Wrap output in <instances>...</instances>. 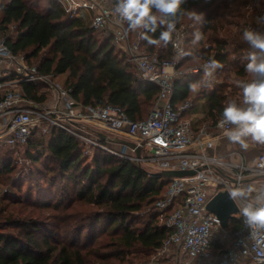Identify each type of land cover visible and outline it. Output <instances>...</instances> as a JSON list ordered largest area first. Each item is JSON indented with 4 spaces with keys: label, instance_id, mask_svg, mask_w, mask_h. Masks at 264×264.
Here are the masks:
<instances>
[{
    "label": "trees",
    "instance_id": "obj_1",
    "mask_svg": "<svg viewBox=\"0 0 264 264\" xmlns=\"http://www.w3.org/2000/svg\"><path fill=\"white\" fill-rule=\"evenodd\" d=\"M216 1L186 0L182 5L187 10L196 9L203 14V19L200 24L186 26L189 34L186 33L185 44L191 50L177 68L200 64L212 56L222 67L215 71L213 78L200 72L174 79L176 103L204 96L214 122L221 118L232 94L227 91V83L217 82L213 88L210 85L215 82L217 72L246 73L247 62L242 59L249 51V46L237 38L227 40L212 35L215 9H219ZM111 2L114 4V0ZM0 13V35L6 38L10 49L24 54L40 71L64 77L63 85L71 89L80 104L117 105L133 120L149 116L159 87L137 76L135 65L114 45L111 31L105 34L94 29L87 18L70 17L58 0H47L44 7L38 0H0ZM186 18V14L180 18L176 29L184 25ZM196 30L203 33V39L193 44L192 33ZM128 32L133 39L137 37L133 35L136 31ZM98 33L104 36L100 38ZM150 35L158 37L159 30ZM138 40L143 49L156 52L160 60L174 58L172 41L165 47L150 46L140 37ZM206 43L211 45L213 54L204 48ZM190 83L202 86L191 91ZM20 87L31 99L45 101L48 97L41 91L44 85L40 82H22ZM99 140L102 144L106 142L101 137ZM29 145L38 151L36 155L29 152L30 159L41 163L43 168L37 173L39 181L30 186L25 196L5 199L6 205L14 210L4 215L5 206L0 207V264H113L110 259L124 258L131 253H156L171 234L172 230L161 223V212L155 207L167 180L145 165L101 147L88 146L55 126L45 134L35 131L24 146ZM3 146L23 147L0 143V148ZM85 157L90 160L85 162ZM15 170L12 159L3 155L0 177L11 176ZM22 181L16 180L14 187L21 190ZM24 181H29L28 177ZM77 202L97 210L64 212L73 209ZM20 205L58 211L65 221L61 228H65L67 238H62L58 225L50 224L40 214L16 213L15 207ZM240 225V217L234 216L226 230L233 234ZM104 234L109 235V242L94 246ZM222 245L220 240L216 241V246Z\"/></svg>",
    "mask_w": 264,
    "mask_h": 264
},
{
    "label": "built area",
    "instance_id": "obj_2",
    "mask_svg": "<svg viewBox=\"0 0 264 264\" xmlns=\"http://www.w3.org/2000/svg\"><path fill=\"white\" fill-rule=\"evenodd\" d=\"M58 1L70 17L87 18L94 29L105 34L111 31L114 45L135 65L137 76L158 85L157 99L143 120L129 118L117 105L80 104L71 89L57 80L55 72L40 71L24 54L14 53L0 35V138L11 147L24 146L35 131L45 134L55 126L88 146L105 148L100 137L89 129L91 122L129 136L140 147V156L125 144L113 151L115 155L158 171H195L192 175L165 178L166 187L155 207L161 212V223L172 232L157 249L158 256L176 249L188 258L186 264H264V228H250L238 211L235 216L240 217L241 225L229 234L219 217L207 209L209 199L217 192L241 188L248 172L264 173V152L258 155L254 167L235 162L237 151L228 158L210 153L214 135L207 126L193 129L187 116L191 101L176 103L175 77L203 73V64L213 56L199 65L177 68L187 56L183 53L191 50L185 44V25L175 31L174 58L160 60L156 52L143 49L140 41L130 36L126 21L114 12L111 0ZM249 27L264 32L261 20L246 22L245 28ZM204 48L214 53L210 44ZM22 82H40L56 91V104L48 107L44 101L27 97L20 87ZM236 202L240 207L241 202ZM217 240L228 242L216 246Z\"/></svg>",
    "mask_w": 264,
    "mask_h": 264
},
{
    "label": "clouds",
    "instance_id": "obj_3",
    "mask_svg": "<svg viewBox=\"0 0 264 264\" xmlns=\"http://www.w3.org/2000/svg\"><path fill=\"white\" fill-rule=\"evenodd\" d=\"M185 3L186 0H114V12L127 22L129 31L142 30L140 38L148 45L167 47L181 17L186 14L197 23L203 19L202 13L184 9L182 5ZM258 19L264 22V16ZM158 30V37L150 35ZM192 37V43L196 44L203 39V33L196 30ZM242 37L249 46L244 59L247 61L245 72L250 79L237 82L242 100L226 103L217 127L224 130L223 134L230 143L247 149L249 138L255 143L264 144V32L249 27L243 30ZM202 67L204 76L211 78L222 65L210 58ZM201 86L200 83H190L189 89L197 91ZM227 193L232 201L241 202L239 213L250 228H264V188L236 187Z\"/></svg>",
    "mask_w": 264,
    "mask_h": 264
},
{
    "label": "rangeland",
    "instance_id": "obj_4",
    "mask_svg": "<svg viewBox=\"0 0 264 264\" xmlns=\"http://www.w3.org/2000/svg\"><path fill=\"white\" fill-rule=\"evenodd\" d=\"M41 7H44L47 3V0H38ZM216 4L219 6V9L216 8ZM216 4L213 5L214 8H216V15H215V30L212 32L213 36H218L220 38L224 39H234L237 38L238 40H243L242 33L245 29V24L248 21H252L254 17V11L256 9L260 8V6L264 5V0H217ZM252 5L253 10L249 7ZM196 10V9H194ZM1 14V13H0ZM197 23L194 20H190L188 17L184 21L185 26H191L192 24L195 25ZM201 22L197 23L200 24ZM141 30H136V32L133 34L134 36L137 34L136 39H138L139 33ZM104 33H98V36L102 38ZM189 34V29L187 32V35ZM134 38V39H135ZM194 61H197L195 59ZM201 64V63H200ZM214 82V81H212ZM53 99L50 101L45 102V106H54L56 104L57 100V92L52 90ZM53 102V103H52ZM108 136L112 139L117 138V134L115 132H107ZM40 135V134H39ZM5 142V139L0 138V143ZM47 139H44V145H46ZM105 148L103 150L108 151L112 154L113 151H116L120 146L115 144L114 142L106 141L104 144ZM44 147H41V149ZM39 149V148H38ZM29 152H32L33 154H37V147L34 145L32 146H23L18 149H12L8 147H1L0 148V158L5 155L9 156L12 159L13 166L16 169L13 175L7 176L3 175L0 177V207L5 206V210L3 211L4 215H7L11 212V210H14V207H11L7 204V201L5 200L8 197L12 198H20L25 196V194L28 192L30 186L34 183L39 181L38 172L42 170L43 166L41 163H34L30 157ZM85 162L89 161L86 157L84 158ZM146 168L153 172H158L157 169H153L151 167ZM28 177L29 181H24V178ZM16 180H23L22 183V189L18 190L14 187V182ZM44 185L45 182L41 181ZM74 209L82 211V213H86L89 211L97 210V207H92L87 204H81L76 203L73 209L64 211L65 213H70ZM16 213H21L22 216H25L27 214H32L34 216H38L40 214L42 218H45L46 220H49L50 224L52 225H58L59 229L61 231V235L63 239L67 238V233L65 232V228L62 229L61 226L64 225L65 221L61 217L59 212L54 209H48V208H41L36 209L34 207L28 206V205H20L18 207H15ZM75 210V211H76ZM63 220V221H62ZM70 224L73 225V221H70ZM65 225H68L65 224ZM109 235L104 234L100 235L97 238V241L94 246H100V244H106L109 242ZM228 242V240L226 241ZM224 242L223 245H226ZM102 250V249H101ZM108 250H112V248H109ZM188 258L182 255L181 253H178V251L172 250L167 254L158 256L156 253L150 252H138V253H131L126 255L124 258H112L110 259V262L113 264H186ZM188 264H195L193 262H189Z\"/></svg>",
    "mask_w": 264,
    "mask_h": 264
},
{
    "label": "crops",
    "instance_id": "obj_5",
    "mask_svg": "<svg viewBox=\"0 0 264 264\" xmlns=\"http://www.w3.org/2000/svg\"><path fill=\"white\" fill-rule=\"evenodd\" d=\"M249 7L253 10L252 5H250ZM257 16H259V17L264 16V5L260 6V8L256 9V11H254V17H253L254 21L260 20V19H258L259 17H257ZM244 43L247 44L246 42H244ZM206 44H209V43H206ZM236 53H240V52L238 51ZM242 61H246V60L242 59ZM196 65H199V64H196ZM1 70H2V68L0 65V72H1ZM192 75H195V74H190L187 76H192ZM226 75H227V77H226ZM180 76L181 75L176 76L175 79L180 77ZM211 78H213V77H211ZM63 79H64V77H60V76L58 77L57 76V80L60 81L62 84H63V82H62ZM249 79H250V76L247 73H243V72H234V71L233 72H223V73L217 72V76L214 80L215 82L210 85V88H213V86L217 82L219 84L227 83V87H226L227 91L232 94L230 100H237L238 102H240L242 100V93H241V89L238 87L237 82L240 80H249ZM41 91H45L47 93V96H48L44 102L48 101L49 99H50V101L53 99L52 98L53 97L52 90H50L49 88L44 86V89H42ZM189 101H191L192 106L188 110L187 116L192 121L193 129L198 130L202 126H207L209 128V130L212 132V134L214 135V145L210 149V153L216 154L220 157L228 158V155L231 152L237 151L239 154L233 158L235 160V162L243 161V163L246 166L254 167L256 164L258 155L261 152H264V144L255 143L249 138L247 140L248 148L243 149L238 144L230 143L223 134L224 130L214 126L215 122H214L213 118L209 115V108L207 106L206 97L202 96L200 98H197L195 101H193V98H190ZM88 127L93 132L94 135H97L101 138L106 139L107 142L111 140L112 142H114L118 146L123 144L120 142V140H129V141L135 142L134 141L135 139H133L129 136H126L124 134L118 133V132H115V134H117V138H115V139L110 138L107 134V132L110 130L108 128H106L103 124L98 123V122H91L88 125ZM101 134H104L106 137H102ZM249 187L254 188V189L255 188H264V173L248 172L246 174V177L243 179L241 188L246 189ZM252 195L254 196L255 193H252Z\"/></svg>",
    "mask_w": 264,
    "mask_h": 264
},
{
    "label": "water",
    "instance_id": "obj_6",
    "mask_svg": "<svg viewBox=\"0 0 264 264\" xmlns=\"http://www.w3.org/2000/svg\"><path fill=\"white\" fill-rule=\"evenodd\" d=\"M102 137H106L104 134H101ZM121 143L134 148L136 151V155L140 156V147L136 145L135 142L129 141V140H120ZM194 170H163L154 172L155 175L163 177V178H170L173 176H186V175H192L194 174ZM229 190H221L217 192L215 195H213L208 203H207V209L210 212L215 213L220 221L221 225L224 228H227L229 225V220L236 215V213L239 211V206L236 201H232L229 196L228 192Z\"/></svg>",
    "mask_w": 264,
    "mask_h": 264
}]
</instances>
